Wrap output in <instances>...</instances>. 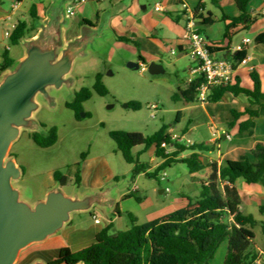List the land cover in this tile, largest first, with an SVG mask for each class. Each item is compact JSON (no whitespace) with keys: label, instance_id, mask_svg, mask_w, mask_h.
Returning <instances> with one entry per match:
<instances>
[{"label":"rangeland","instance_id":"1","mask_svg":"<svg viewBox=\"0 0 264 264\" xmlns=\"http://www.w3.org/2000/svg\"><path fill=\"white\" fill-rule=\"evenodd\" d=\"M155 2L158 1L141 0L142 5L148 6V12L154 9ZM208 2L211 6V1ZM107 3L108 1L104 4ZM211 8L213 9L212 6ZM214 10L217 12L215 8ZM60 27L53 20L42 34L44 42L50 41L54 34L56 39L62 41ZM64 27L68 30L67 35L79 32L77 22L74 20L68 19ZM55 30H58L57 34ZM165 33L163 30L156 36L163 39ZM27 37L24 40H27ZM150 40H140V47L133 43L120 42L115 33L107 28L106 20H101L98 29L89 31L88 36L82 41L84 49L75 56L72 70L61 79V85L46 84L32 97V100L38 103V108L33 112L32 119L22 126L7 156V159L11 157L15 159L23 171L22 180L18 185H22L23 197L27 201L33 200V185H47L53 179L54 172L60 171L67 177V181L65 184L56 181L52 188L68 196H86L88 201L90 198L96 200L93 209L102 219H111L116 204L120 203L123 213L121 218L116 220L115 229L123 231L132 225L128 213L137 218V224L145 225L152 212V209L148 208L152 203L162 210L164 218L177 211L182 202L189 203V199H196L197 189L208 180L210 169L190 173L187 165L175 162L161 171L157 179L149 178L145 174L133 179V166L125 161L122 154L117 151L116 143L109 136L110 131L114 130L151 135L163 124L169 126L174 134H181L188 122L193 104L176 102L172 96L179 87L186 88L189 74L187 69L191 59L185 55H173L171 50L177 48H172L169 44L161 46L164 50L160 56L162 63H157L164 66L165 72L151 75L148 66L154 61H150L149 57L152 49H155V44L152 45ZM31 47L32 44L27 41L11 46L10 55L15 60L11 71L19 68L21 59L28 56ZM139 53L145 57L148 64L139 69L129 68L130 62H138ZM98 73L103 74V82L109 94L101 96L94 92L93 97L82 104L80 118H77L74 110L66 107V103L71 102L81 88H92ZM5 77L6 75H3L1 79ZM131 101L140 102L141 109L126 107ZM153 105L158 109H153ZM179 112L181 117L177 122ZM54 126L58 129V141L52 147L41 148L31 139L32 132L46 134L47 130ZM200 130L201 133L198 135L206 138L209 134L208 128L204 125ZM192 133H189L187 138L195 139ZM140 148L142 147L134 149L133 153L136 155ZM84 153L90 158L111 154L110 166L117 179L102 180L101 188L93 187L90 183L88 185L87 182L76 184L75 164L82 162ZM140 160L151 165L150 171H155L161 161L156 157L153 148L144 152ZM25 181L27 185L24 186L22 183ZM162 189L165 190L163 194L160 193ZM129 193H134L142 200L139 202L135 197L124 199V195ZM111 202L115 204L111 206ZM251 213L260 219L259 208H252ZM72 220L73 224L80 226H88L92 221L89 213H72ZM253 230L256 235L255 243L263 246V223L256 225ZM37 246L39 245L34 244L25 249L17 264H34L37 261L47 264L45 260L37 259L41 256ZM225 247V243H222L211 264L221 263V254Z\"/></svg>","mask_w":264,"mask_h":264},{"label":"trees","instance_id":"2","mask_svg":"<svg viewBox=\"0 0 264 264\" xmlns=\"http://www.w3.org/2000/svg\"><path fill=\"white\" fill-rule=\"evenodd\" d=\"M250 1L236 0L241 12L239 17L229 18L225 14L222 15L221 20H231L226 27L225 39L230 37L233 26L238 24L250 26L256 22L257 18H253L248 12ZM203 8L204 3L201 2L195 9L197 23L201 26L213 25L216 19L212 13H208L207 16L201 14L200 11ZM167 15L172 16L171 13ZM31 17L34 22L38 19L34 8L31 9ZM34 32H36L34 23L29 26L27 22L20 21L9 37L11 46L19 45L27 36L33 37ZM117 39L120 42L133 43L137 47L141 46L137 40L129 37L117 36ZM255 42L264 43V33L260 34ZM179 49L182 50L181 47ZM211 52L216 54L222 50L213 48ZM224 55L232 60L234 69H237L247 56L245 51L235 53L229 51ZM2 58L0 77L15 64L9 49L4 51ZM139 60L146 63L140 55ZM251 77L254 81L253 89H245L239 86L238 82L211 86L207 101L219 102L227 93H232L247 97L251 107H264V92L261 91L259 75L253 71ZM203 83V76L194 78L187 83L186 88L179 87L172 99L185 104L199 101V90ZM94 92L101 96L109 94L101 73L97 74L92 88H81L76 92L74 99L66 103V107L74 110L75 116L80 118L82 104L90 100ZM128 104L134 110H140L142 107L137 101H131ZM233 113L235 120L230 122L229 126L233 127L240 115L247 114L250 120L246 125H241L240 129H249L252 133L255 127L253 120L258 116V111L247 108L244 113ZM180 117L181 112L178 113L177 122ZM109 136L116 143L117 151L122 154L128 164L133 166V179L140 174L157 179L161 171L177 162L187 165L190 173L210 169L208 184L203 185L198 199L189 200L185 209L177 210L145 225L137 224V218L128 213L132 224L129 229L118 231L114 223L110 222L97 234L95 243L79 251H72L68 247L61 248L58 257L47 262L48 264L64 262L69 264H210L225 241L228 242V252L224 264H256L258 252L254 244L256 236L253 229L259 221L252 214H245L241 210V197L235 188V183L237 179L242 178L248 184L264 186V146L262 144H258L251 150L250 154L256 162L251 161L249 156H244L240 160H225L219 165L216 161L205 160L204 155L211 152V148L203 144L187 145L181 142L174 138L169 132V126L165 124L151 135L114 130L110 131ZM30 137L39 147L49 148L58 141V129L55 126L51 127L46 134L32 132ZM137 147H142V150L135 155L133 150ZM152 147H155L156 157L162 160L155 171H150L151 165L140 160L141 155ZM170 148L173 151H169ZM188 151L190 154L183 157L182 155ZM86 156L85 153L82 155V161L86 159ZM75 165V182L81 185L82 162ZM54 178L62 184L67 181V177L60 171L54 172ZM132 197L139 202L142 200L134 193L124 195V199ZM117 213L120 214L119 211Z\"/></svg>","mask_w":264,"mask_h":264},{"label":"crops","instance_id":"3","mask_svg":"<svg viewBox=\"0 0 264 264\" xmlns=\"http://www.w3.org/2000/svg\"><path fill=\"white\" fill-rule=\"evenodd\" d=\"M73 1L74 0H23L22 2H17L16 0H0V63L3 62L2 55L4 51L9 49L11 52L10 39L6 36V32L12 33L20 21L27 22L29 26L32 25V22H34L31 17L32 8H34V12L38 17L34 22L36 26L39 22L48 19V10L52 7L58 13L61 12L58 11L60 6H64L67 11ZM107 1L108 3L104 4ZM157 1L158 2L154 4L156 5L160 2L164 11L157 12L153 9L148 12V6L142 5L141 0H88V2L79 8L74 16L69 18L77 22L79 27L78 34L71 33L67 35L68 30L64 29L65 41L69 43L76 38H80L83 34V30L86 31L90 29L95 31L98 29L101 20H106L107 28L113 31L116 37H129L137 40L139 43L142 39L150 40V38H152L150 41L153 43L152 45L155 44V49H152V53L149 52L150 61L156 63L161 62L162 59L160 56L162 51H164L162 47L168 44L172 48H177V50H171L172 52H177L175 54L172 53L173 55H185L191 59L186 53V48L189 45V40L186 39V29L188 23L193 21L197 29L213 44L214 49L222 50V52L215 54L217 58H226L224 54L229 51L235 53L232 52L234 46L243 44L246 38L251 39V43L245 46L244 50L247 54L246 62L241 63L237 69H235L233 84L238 82L239 86L245 89H253L254 81L251 77V73L254 71L259 75L261 91L264 92V43L255 42L256 38L264 33V0L250 1L248 4V12L253 18H257L256 22L250 26H245L244 24L233 26L230 30V37L227 39H225L224 36L226 27L231 20L228 19L223 21L221 17L223 14L229 18H236L241 15L236 0H210L213 9L208 0ZM201 2L204 3V8L200 13L205 16H207L208 13H212L213 17L216 19V22L211 26H201L195 19V9ZM183 3L188 5V10L183 9ZM143 6H145L146 9H143ZM141 12L145 13L142 14ZM167 13H171L172 16L167 15ZM28 15L30 19H28ZM61 21L64 20L61 19ZM163 30L166 32V36L163 39H159L156 35ZM39 31L40 28L36 27V32L33 33V36H36ZM153 41H155V43ZM179 47L182 48L181 51ZM139 55L146 61L141 53L138 54V58ZM228 60L232 62V60ZM137 63H139V68L145 67L148 64L147 61L144 63L139 59ZM195 66L196 63L191 59V64L187 69L189 74L186 84L190 82V80L198 77L191 73V69ZM189 104H193L191 107L192 112L182 133L174 134L172 129H169V132L173 134L174 138L179 139L187 145L203 144L208 146L212 151L205 153V160L216 161L219 165L225 160H240L244 156H249L251 161L256 162V159L251 156L250 153L258 144L264 146L263 106L251 107L247 97L243 95L236 96L232 93H227L219 102L196 101ZM247 108L258 111V116L253 120L255 127L252 129V133L249 129H240L241 125H246L250 120V116L247 114L240 115L235 121V125L233 127L229 126V123L235 120L233 112L244 113ZM204 125L208 128L209 134L203 139L198 133H201L200 129ZM223 132L230 134V139L226 138ZM189 133H192L195 139L187 138ZM152 148L155 151V147ZM140 149L142 150V148ZM169 151H173V149L170 148ZM189 154L190 152L188 151L182 156L184 157ZM110 155H98L94 158L86 157V159L82 161L81 184L87 182L88 185L90 183L93 187L96 186L97 188H101L102 180L117 179V176L114 175L110 166ZM161 163L162 160L159 162L158 166ZM21 180L22 178L17 181L15 185L21 190L22 198L30 205H35L45 200L48 192L54 187L56 182L53 174V179L47 185H33L34 195L31 202L23 197V187L22 185H18V182ZM22 184L24 186L27 185V181ZM204 184H208L207 180L202 183V187ZM202 187L197 189L196 199L199 198ZM235 188L241 197V210L245 214H252L255 217V215L251 213V210L252 208H259L260 219L256 217L255 219L258 220L259 223L262 222L264 226V186L261 184H248L242 178H239L235 183ZM164 192V189L160 190V193L163 194ZM187 204L189 203L185 201L182 202L178 210L185 209L188 206ZM148 208L152 209V212L149 214L146 224L162 218L164 213H162V210L160 211L155 204L152 203ZM118 211L120 214L117 213ZM75 213H89L92 219L91 223L88 226H80L73 224V220L71 219L70 223L58 234L36 243L39 245L37 247H39L38 251L40 253L39 255H41L37 257V259L39 258L46 262H50L58 257L61 248L68 247L72 251H79L92 245L96 241L97 234L110 222H113L115 225L116 220L121 218L123 211L121 210L120 203L116 204L113 217L107 220L102 219L100 214L94 211L93 208L88 211ZM95 218H98L100 222H96ZM224 243L226 247L221 254V263L219 264H224L228 252V242L225 241L223 244ZM254 244L257 252H263L261 264H264V242L263 246L256 244L255 241ZM30 247H32V245ZM214 258L212 260H214Z\"/></svg>","mask_w":264,"mask_h":264},{"label":"water","instance_id":"4","mask_svg":"<svg viewBox=\"0 0 264 264\" xmlns=\"http://www.w3.org/2000/svg\"><path fill=\"white\" fill-rule=\"evenodd\" d=\"M143 9L146 7L143 6ZM58 11L61 12L53 7L48 10V19L36 25L40 28L38 34L21 40L32 44L28 56L21 59L17 70L11 71L10 68L2 74L6 75L4 79L0 77V264H17L25 249L58 234L70 223L72 213L91 210L96 203L91 198L88 201L86 196H68L52 188L45 200L30 205L15 185L23 171L15 159H7L22 126L32 119L33 112L38 108L32 97L46 84L61 85V79L72 70L75 56L84 49L82 41L91 31L83 30L80 38L66 43L64 24L70 16L64 6H60ZM53 20L61 26L58 29L63 39H56L54 34L50 41L44 42L42 34ZM128 67L139 69L140 66L137 62H130ZM148 71L151 75H159L165 69L161 64L152 62ZM114 204L110 203L111 206ZM34 264L45 263L37 261Z\"/></svg>","mask_w":264,"mask_h":264},{"label":"built area","instance_id":"5","mask_svg":"<svg viewBox=\"0 0 264 264\" xmlns=\"http://www.w3.org/2000/svg\"><path fill=\"white\" fill-rule=\"evenodd\" d=\"M87 0H74L69 6L67 12L70 17L74 16L79 8L85 4ZM184 10H188L186 3L182 4ZM155 11H164L161 3H157L154 7ZM10 32H6V36L9 38ZM186 39L189 40V45L186 48V53L196 63V66L191 69V73L197 76L204 77V83L201 85L198 95L200 102H207L209 88L215 85H225L234 83V72L233 64L226 58H217L215 54L211 52L214 48L213 44L207 39V37L200 32L193 21H190L186 29ZM251 43V39L246 38L241 45L234 46L232 52L244 51L245 46ZM173 54L176 52L173 51ZM246 58L241 63H245ZM192 81V80H190ZM153 109L157 110L156 105L152 106ZM226 138L230 139V134L223 132ZM189 143V142H188ZM190 144V143H189ZM192 145V144H191ZM165 146V144H163ZM96 222H100L98 218H95ZM263 252H258V258L256 264L262 263Z\"/></svg>","mask_w":264,"mask_h":264}]
</instances>
